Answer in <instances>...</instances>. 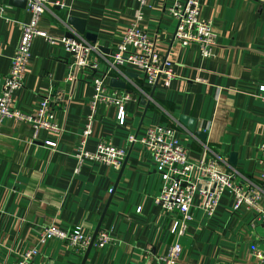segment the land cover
Returning <instances> with one entry per match:
<instances>
[{
    "label": "crops",
    "instance_id": "crops-1",
    "mask_svg": "<svg viewBox=\"0 0 264 264\" xmlns=\"http://www.w3.org/2000/svg\"><path fill=\"white\" fill-rule=\"evenodd\" d=\"M174 1L147 0L141 7L136 0H48L39 28L56 43L44 37L34 41L14 105L36 117L49 98L59 133L45 131L35 138L33 126L21 121H7L2 129L0 264L18 263L50 225L92 237L106 208L100 230L112 240L103 249L94 246L86 264H161L176 242L183 249L179 264H263L264 222L253 212L235 211L229 195L214 218L193 208L192 224L179 236L178 216L155 204L161 178L151 154L130 141L140 140L152 125L173 127L193 158L215 159L222 170L237 172V184L244 185L247 178L264 190V0H199L201 16L212 21L217 34L210 59L201 57L197 45L184 47L176 40L177 25L168 13ZM138 9L143 10L140 29L168 59L174 78L169 88L162 80L154 88L131 66L111 70L107 93L131 95L126 121L118 122L115 105L101 104L86 149L96 151L106 142L127 149V156L119 169L90 160L80 164L76 154L91 114L93 79L109 68L108 60ZM69 17L85 20L86 32L96 35L103 48L91 56L99 69H79L73 81L67 80L72 58L60 42L77 34ZM31 21L28 5L0 0V94L22 25ZM113 79L125 82V89L110 87ZM180 116L194 119L195 131L204 132L206 140L181 124ZM46 141L57 142V147ZM232 154L236 167L230 163ZM261 203L264 207V195ZM87 249L77 253L54 238L39 247L30 264H82Z\"/></svg>",
    "mask_w": 264,
    "mask_h": 264
},
{
    "label": "built area",
    "instance_id": "built-area-1",
    "mask_svg": "<svg viewBox=\"0 0 264 264\" xmlns=\"http://www.w3.org/2000/svg\"><path fill=\"white\" fill-rule=\"evenodd\" d=\"M136 1L141 4V7L147 5V0ZM27 5L32 14V21L30 24L22 25L20 42L11 58L10 69L4 78L0 94V134L7 121H21L31 124L34 128V137L38 138L45 131L59 133L49 98L43 100L36 117L17 109L14 100L16 93L24 86L34 41L38 37H44L53 45L56 40L39 28L40 20L49 5L48 0H28ZM168 13L177 22L176 40L182 46L197 45L203 59L214 56L217 34L212 21L201 16L199 0H175L170 4ZM142 19L143 10L138 9L122 40L115 46L111 60H108L109 68L103 75L95 76L93 79L95 94L90 102L91 114L85 126L84 140L76 154L80 164L90 160L119 169L127 156V149L106 142L99 143L96 151L86 149V143L92 136L93 124L101 104L107 102L115 105L118 110V122L124 124L126 121L125 103L131 100V95L107 93L106 78L111 70L121 72L120 67L131 66L139 74L142 73L146 83L153 87L162 80L164 87L169 88L174 78L168 59L159 53L156 44L150 40L145 31L140 29ZM60 42L72 58L68 81L74 80L75 71L79 69L95 71L99 69L97 62H94L91 57L94 52L100 50L98 43L94 45L78 34L64 37ZM262 99L264 101V96ZM130 141L139 142L151 154L155 171L163 181L155 204L168 214L178 216L179 236H183L188 231L194 218L193 208L197 207L209 218H214L222 199L228 195L233 201L235 211L253 212L259 221L264 222V207L261 203L264 195L263 187L252 184L247 178H244V185L237 184L235 182L237 172L222 170L215 159L193 158L177 129L162 124L152 125L147 128L140 140L132 137ZM45 144L57 147L55 141H46ZM245 182L250 184L246 185ZM262 182L264 184V170ZM112 192L113 189L110 190V193ZM197 200L198 203H196ZM54 238L64 241L77 253L85 251L91 241V235L81 230L72 231L50 225L39 234L37 246L25 252L16 264H30L33 256L38 254L39 247ZM111 240L108 231L100 230L94 246L103 249L110 244ZM182 251L181 244L176 242L170 247L169 252L160 258L161 264H179ZM260 258L264 264V254Z\"/></svg>",
    "mask_w": 264,
    "mask_h": 264
},
{
    "label": "water",
    "instance_id": "water-1",
    "mask_svg": "<svg viewBox=\"0 0 264 264\" xmlns=\"http://www.w3.org/2000/svg\"><path fill=\"white\" fill-rule=\"evenodd\" d=\"M14 1H16V3L19 4L21 7L26 6L27 3H28L27 0H14ZM68 24L76 31V33L79 36L85 38L87 41H89L90 43H92L94 45L97 44L96 35H93V34H90V33L86 32V22H85V20L78 19V18H75V17H69ZM99 49L103 50V48H101L100 46H99ZM128 76L136 77L137 75L133 74V73H128ZM157 85L158 84L156 83L154 85V88H157ZM109 86L113 87V88H116V89H120V91H121V90L125 89L126 84H125V82L113 79V80H111V83H110ZM142 103L147 105V107H149L150 103L147 102L146 99H143ZM179 121L181 122V124L186 126L191 132L195 133L203 141L206 140L207 135L204 132L195 131V120L194 119L189 118L188 116H180L179 117ZM230 163L234 167L237 166V156H236V154H232L231 155ZM114 190L115 189H113L112 194H114ZM106 212H107V208L104 211L103 216L101 217V220H100V222H99V224H98L93 236L91 237V241H90V244H89L88 249L86 251V254L84 256L82 264H86V262H87V260L89 258L90 252H91L92 248L94 247V243H95V240L97 238V235H98V233H99V231L101 229V225H102L103 219L105 218Z\"/></svg>",
    "mask_w": 264,
    "mask_h": 264
},
{
    "label": "rangeland",
    "instance_id": "rangeland-1",
    "mask_svg": "<svg viewBox=\"0 0 264 264\" xmlns=\"http://www.w3.org/2000/svg\"><path fill=\"white\" fill-rule=\"evenodd\" d=\"M176 25H177V22H176V20H174L173 18H171V17H169ZM141 77L143 78L144 77V75L143 74H141ZM153 167H154V164H153ZM155 168V167H154ZM158 176H159V178H161L160 177V175L158 174ZM162 186H163V181H162V179H161V186H160V189H162ZM161 191V190H160ZM202 213V212H201ZM191 224L192 223H190V226H191Z\"/></svg>",
    "mask_w": 264,
    "mask_h": 264
}]
</instances>
